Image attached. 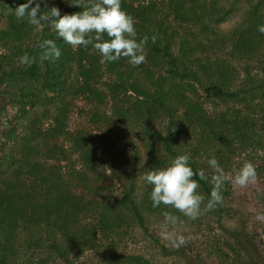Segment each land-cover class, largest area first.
Listing matches in <instances>:
<instances>
[{
	"label": "trees",
	"instance_id": "1",
	"mask_svg": "<svg viewBox=\"0 0 264 264\" xmlns=\"http://www.w3.org/2000/svg\"><path fill=\"white\" fill-rule=\"evenodd\" d=\"M238 1L122 0L137 39L148 37L146 59L135 66L125 57L105 64L92 45L72 47L50 25L41 30L27 18L18 21L13 10L25 0H0V113L11 106L18 117L0 131V264H80L88 253L147 264L110 250L136 228L147 235L149 219L164 221V212L189 220L171 206L152 207L151 186L142 179L148 170L189 154L190 166L206 177L198 189L205 209L216 175L208 160L215 156L226 174L238 152L252 157L264 149V33L258 30L264 0H249L243 21L221 30ZM52 6L62 15L82 10L68 0L41 7ZM44 40L56 42L58 60L44 58L38 47ZM215 51L246 61L244 77ZM25 53L34 58L29 65L21 63ZM249 60L260 65L261 77L252 75ZM78 99L85 107L75 122L70 114ZM205 102L226 109L209 111ZM252 164L263 176L264 159ZM230 195L228 180L222 203L203 211L211 224L230 216ZM153 243L164 254H185ZM226 244L235 255L210 249L218 261L249 264Z\"/></svg>",
	"mask_w": 264,
	"mask_h": 264
},
{
	"label": "clouds",
	"instance_id": "2",
	"mask_svg": "<svg viewBox=\"0 0 264 264\" xmlns=\"http://www.w3.org/2000/svg\"><path fill=\"white\" fill-rule=\"evenodd\" d=\"M71 6L82 10L73 14H61L58 7L47 6L48 0H25L15 8L14 13L18 21L28 22L43 30L50 25L58 39L72 47H88L92 45L102 56L105 64L128 58L132 65L138 66L146 59L145 45L148 37L137 39V30L134 17L122 9V0H68ZM264 33V26L258 29ZM94 34V35H93ZM108 39L105 40L104 36ZM155 43V38H152ZM38 47L43 50L45 59H59L61 50L54 40H44ZM34 58L25 53L21 63L29 65ZM190 155L182 154L174 157L164 168H151L142 177L143 181L151 186L150 200L153 208L162 204L171 206L189 220H196L203 211L212 210L222 203V189L226 181L233 182L243 188L254 183L257 178L256 169L252 163H245L234 178L226 175L215 156L208 160L209 166L215 171V184L210 193V199L205 209L201 208L204 197L199 194V181L205 180L203 171H195L190 166ZM194 177H198L195 179ZM166 225H175L179 217L164 212ZM256 220L264 222V213L258 212ZM165 239L179 249L187 243V238L175 232L165 234Z\"/></svg>",
	"mask_w": 264,
	"mask_h": 264
},
{
	"label": "rangeland",
	"instance_id": "3",
	"mask_svg": "<svg viewBox=\"0 0 264 264\" xmlns=\"http://www.w3.org/2000/svg\"><path fill=\"white\" fill-rule=\"evenodd\" d=\"M235 7L236 9L233 14L220 25L221 30L228 31L243 21L247 10L250 8L249 0H240L235 4ZM262 11L264 12V7ZM3 26L4 19L0 16V28ZM2 51L3 49L0 47V53ZM212 54L213 56L224 55L228 59L231 58L228 53L224 54L220 51L212 52ZM231 59L237 66L240 77H244L243 67L246 65V61ZM247 64L252 75L261 77L262 70L258 63L249 60ZM206 99L207 101H211L209 98ZM84 105L82 100H76L74 109L70 114L72 120H75V122L81 118L79 110L84 108ZM239 106L242 108V104ZM204 107L209 111L226 109L225 105L212 102H205ZM243 108L245 109L244 105ZM17 119L15 110L11 106H8L7 111L0 113V131L9 128L11 123H14ZM4 142L5 137L0 136V147ZM252 157L248 151L238 152L231 159L226 175L234 178L245 163L254 162L255 164H261L264 159V149H261L257 156L253 155ZM229 182L231 195L225 204L229 209L230 216L225 215L220 224H211L213 218H210L207 212H202L196 220L185 219L184 221L177 222L175 225H166L162 219L151 217L149 219L147 235L139 233V229L136 228L132 235L121 236L110 252L115 251L119 255L124 256H141L147 260V264H223L215 257L217 253L214 250L210 252V249L218 247L232 257L235 253L226 244L227 241H230L236 249L238 248L242 257L245 260L248 259L249 264H264V222L256 220L258 212L264 213V175L257 177L254 183L243 188L237 186L231 179ZM170 232H175L177 235H183L187 238V243L181 246L185 250L184 255L164 254L159 248L154 247L153 240L156 239L166 249H176L170 241L165 239V234ZM106 244L108 245V243ZM208 244L212 247L209 248ZM100 255V253H88L84 257H81L83 262L80 264H126L125 262L110 260L106 257L107 254L106 256ZM57 262L52 261L50 264H59ZM225 264L231 263L227 261Z\"/></svg>",
	"mask_w": 264,
	"mask_h": 264
}]
</instances>
